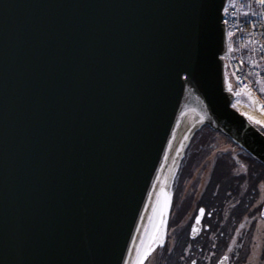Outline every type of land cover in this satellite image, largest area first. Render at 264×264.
Returning <instances> with one entry per match:
<instances>
[{
    "label": "water",
    "instance_id": "water-1",
    "mask_svg": "<svg viewBox=\"0 0 264 264\" xmlns=\"http://www.w3.org/2000/svg\"><path fill=\"white\" fill-rule=\"evenodd\" d=\"M225 1L0 0V264L152 261L203 126L264 165L231 104Z\"/></svg>",
    "mask_w": 264,
    "mask_h": 264
},
{
    "label": "flooded vegetation",
    "instance_id": "flooded-vegetation-1",
    "mask_svg": "<svg viewBox=\"0 0 264 264\" xmlns=\"http://www.w3.org/2000/svg\"><path fill=\"white\" fill-rule=\"evenodd\" d=\"M223 164L229 173L210 174L192 207L171 206L165 243L146 264H264V172Z\"/></svg>",
    "mask_w": 264,
    "mask_h": 264
},
{
    "label": "built area",
    "instance_id": "built-area-1",
    "mask_svg": "<svg viewBox=\"0 0 264 264\" xmlns=\"http://www.w3.org/2000/svg\"><path fill=\"white\" fill-rule=\"evenodd\" d=\"M224 7L229 9L221 16L227 44L225 60L234 90L264 112V7L255 0H236V7L226 0Z\"/></svg>",
    "mask_w": 264,
    "mask_h": 264
},
{
    "label": "rangeland",
    "instance_id": "rangeland-1",
    "mask_svg": "<svg viewBox=\"0 0 264 264\" xmlns=\"http://www.w3.org/2000/svg\"><path fill=\"white\" fill-rule=\"evenodd\" d=\"M239 103L251 106L242 99L239 100L237 95H234L232 105L236 108ZM257 125L260 129L263 128L264 131V125ZM231 146L234 145L227 139L219 134L212 133L206 128L196 135L187 149L186 156L174 182L172 212L178 211V208L181 207H192L195 193L204 189L203 186L207 183L210 174H228L227 166L223 163L231 165L234 174H242L249 165H256L255 161L245 151L237 149L236 146V148ZM219 163H222V165L219 166ZM263 189L264 186L260 188V191H263ZM251 259H256V257Z\"/></svg>",
    "mask_w": 264,
    "mask_h": 264
},
{
    "label": "snow or ice",
    "instance_id": "snow-or-ice-1",
    "mask_svg": "<svg viewBox=\"0 0 264 264\" xmlns=\"http://www.w3.org/2000/svg\"><path fill=\"white\" fill-rule=\"evenodd\" d=\"M256 3L260 4L262 7H264V0H255ZM208 7H210V5H207ZM231 6L232 7H236V0H231ZM223 11L225 13L229 12L228 7H224ZM251 15H256L255 12L250 13ZM245 16L249 15V13H244ZM225 24H227V21H224ZM229 37L233 36L232 32L228 33ZM203 44V33H202V20L201 19H197L196 25L193 29V33H192V46H193V51L195 54V57L199 56V52L200 49L202 47ZM180 72H186L188 73V75L185 77V79H189L192 75V69L189 66H182L180 68L177 69V76L179 75ZM232 90V86L229 85V91ZM261 91H264V88L261 89ZM239 95V93H237ZM264 107V106H262ZM249 119L252 120L253 117L249 116ZM257 124L262 123V121L260 120H256L255 121ZM203 209H201V213H203ZM197 223H199V219H197ZM193 231L195 232L196 229L193 228ZM155 239V238H154ZM151 246L149 245L141 254L140 252L137 253L136 259L133 261V264H144V260L147 258L148 254L151 252ZM192 264H196L195 261L192 262Z\"/></svg>",
    "mask_w": 264,
    "mask_h": 264
},
{
    "label": "bare ground",
    "instance_id": "bare-ground-1",
    "mask_svg": "<svg viewBox=\"0 0 264 264\" xmlns=\"http://www.w3.org/2000/svg\"><path fill=\"white\" fill-rule=\"evenodd\" d=\"M236 109L238 110V112L244 114L247 117L252 116L253 121H262V123L260 124L264 125V112L257 106L250 107L246 104L239 103L236 105Z\"/></svg>",
    "mask_w": 264,
    "mask_h": 264
},
{
    "label": "trees",
    "instance_id": "trees-1",
    "mask_svg": "<svg viewBox=\"0 0 264 264\" xmlns=\"http://www.w3.org/2000/svg\"><path fill=\"white\" fill-rule=\"evenodd\" d=\"M204 128H206V129H208L209 131H211L207 126H204L203 128H201V130H203ZM201 130H200V131H201ZM261 130L263 131V128H261ZM200 131H198V132L195 134V137H196V135H197ZM211 132H212V133H215V132H213V131H211ZM219 135H220V134H219ZM228 141H230V140H228ZM253 160L255 161L256 166L261 167L262 170L264 171V165H262L260 162L256 161L255 159H253ZM218 174H221V173H218Z\"/></svg>",
    "mask_w": 264,
    "mask_h": 264
}]
</instances>
